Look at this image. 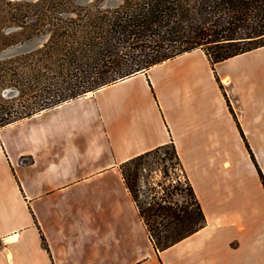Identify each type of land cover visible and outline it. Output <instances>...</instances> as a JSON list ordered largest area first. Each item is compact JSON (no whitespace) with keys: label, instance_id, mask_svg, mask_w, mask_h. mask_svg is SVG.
Segmentation results:
<instances>
[{"label":"crops","instance_id":"obj_1","mask_svg":"<svg viewBox=\"0 0 264 264\" xmlns=\"http://www.w3.org/2000/svg\"><path fill=\"white\" fill-rule=\"evenodd\" d=\"M217 77L264 151V48L214 68L195 50L1 128L0 264H159L120 166L171 142L208 221L171 249L217 264L235 240L264 264V186Z\"/></svg>","mask_w":264,"mask_h":264},{"label":"trees","instance_id":"obj_2","mask_svg":"<svg viewBox=\"0 0 264 264\" xmlns=\"http://www.w3.org/2000/svg\"><path fill=\"white\" fill-rule=\"evenodd\" d=\"M20 5L19 16L0 30L8 34L0 37V52L50 37L34 54L0 60V129L195 50H202L214 68L264 48V0H40ZM36 55L42 57L34 62ZM171 169L181 175L172 177ZM157 170L170 184L160 181L147 195L144 183L150 181L144 172ZM120 172L158 256L207 226L174 142L124 162Z\"/></svg>","mask_w":264,"mask_h":264},{"label":"rangeland","instance_id":"obj_3","mask_svg":"<svg viewBox=\"0 0 264 264\" xmlns=\"http://www.w3.org/2000/svg\"><path fill=\"white\" fill-rule=\"evenodd\" d=\"M40 1V0H39ZM88 2H93L95 0H86ZM38 2V0H0V30L1 28L5 27L6 25H9L10 22H12L13 20H15L20 13V8L21 5L20 4H36ZM26 6L22 7L25 9ZM8 36L7 32L4 31H0V37L1 36ZM50 35L47 36H43L40 38H37L35 41L26 44V45H20L18 47L15 48H11L8 49L6 51L0 52V60H4V59H8L11 57H15L21 54H25V55H31L34 54L35 52H37L39 49L43 48L44 45L47 43V41L49 40ZM41 55H36L35 58H33L34 62H37L38 59H41ZM33 67L36 68H43L44 67V63H35L32 64ZM220 83V86L223 90V94L226 98V101L228 103L230 112L232 113V115L234 116L235 121L237 122L240 130L243 132L245 139L243 138V135L241 133L242 136V142H243V152L241 151L239 153V161L241 162H245L247 165H249L251 162L254 164L256 170L258 171V176L261 180L260 177V173L259 170L262 171V165L264 164V151L262 149L263 146V139L262 138H247L245 132L242 129V126L240 124V121L238 119V115L236 114L233 105L231 103L230 97L228 95V92L226 90V88L224 87V85L222 84L221 80L219 79L218 81ZM94 92H90L87 93L91 94ZM28 162V160L23 161ZM263 173V172H262ZM144 174L146 175V177L149 179L150 184L148 183H144V190L147 192V195H152L151 192L149 191L150 188L156 186V184L160 181L166 183L165 186H168L170 184V179L169 180H165L162 177V174L159 170L157 171H153L152 173H150L149 171H145ZM172 177L181 175L180 171L175 170V169H171L170 172ZM264 175V173H263ZM147 179V180H148ZM146 180V181H147ZM174 184V183H173ZM263 184V183H262ZM256 189V188H255ZM258 191L255 190V194H254V198H255V211L257 212L259 217H263L264 216V196L259 194L258 196ZM148 198L150 199L151 196H148ZM240 238V237H239ZM235 241V240H234ZM230 242L227 244H224L222 246L221 249V256L217 258V264H251L248 260V256H247V251L244 248H239V250L237 249L239 243L237 242ZM234 249L238 250V252L235 254ZM157 254V253H156ZM180 251L177 249H170L169 251H167V253H160L159 254V264H171L172 262H174V264H201L200 261L203 259H200L198 256L199 255H194V254H190V253H186L184 256L181 255ZM201 261V262H202Z\"/></svg>","mask_w":264,"mask_h":264},{"label":"water","instance_id":"obj_4","mask_svg":"<svg viewBox=\"0 0 264 264\" xmlns=\"http://www.w3.org/2000/svg\"><path fill=\"white\" fill-rule=\"evenodd\" d=\"M39 1V0H38Z\"/></svg>","mask_w":264,"mask_h":264}]
</instances>
